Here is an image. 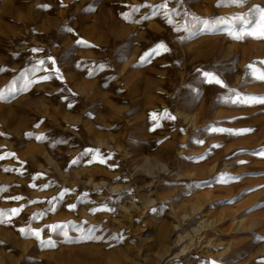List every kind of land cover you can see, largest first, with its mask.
Wrapping results in <instances>:
<instances>
[{
	"label": "rangeland",
	"instance_id": "obj_1",
	"mask_svg": "<svg viewBox=\"0 0 264 264\" xmlns=\"http://www.w3.org/2000/svg\"><path fill=\"white\" fill-rule=\"evenodd\" d=\"M165 2L0 0V264H264V39L236 19L264 0Z\"/></svg>",
	"mask_w": 264,
	"mask_h": 264
},
{
	"label": "snow or ice",
	"instance_id": "obj_2",
	"mask_svg": "<svg viewBox=\"0 0 264 264\" xmlns=\"http://www.w3.org/2000/svg\"><path fill=\"white\" fill-rule=\"evenodd\" d=\"M61 3H62V0H61ZM248 3H249V0H226V2H225V0H218V3H217L216 6L217 7H222V6L243 7V6L247 5ZM40 7L43 8V9H47V8H50V5H46L45 4V5H41ZM148 7H160L162 9H167V0H166L165 4H162L160 6H151V5H149ZM249 13L251 15V18L250 17H245V16H239V17H236V19L239 20L246 27L247 26H253V27H251L250 31L245 33L246 35H250V36H253L254 38H258V39H264V7H262L260 5H253L251 8H249ZM153 14L155 15V13H153ZM165 15H167V12H165ZM125 18H127V17H125ZM168 22L171 23V20H169ZM220 22H223V21H220ZM200 23L202 24V26L204 27L205 30H210L213 27L212 23L209 20H202V21H200ZM66 30L68 32H73L74 31L70 26H68ZM234 38L241 39V38H243V36L242 35H236ZM76 43L77 44H84V45L87 44V42L83 41L82 39H78L76 41ZM161 48L163 49L164 52L169 51V49L167 48L166 45L158 44L155 47H153L150 52H147V53H145L144 55L141 56V58H140L141 62L147 63V62H149V60H150V58L152 56L160 55L161 54V52H160ZM32 51L33 52H39V51H41V49H32ZM48 60L50 61V63L52 65H54L56 63L55 60L52 57H49ZM260 63L264 64V61H262ZM40 64L43 65L44 61H40ZM77 67H80V65H77ZM248 68L252 71L253 76H254L255 79H258L260 81H264V71H260L259 69L253 68L252 65H249ZM55 71L57 73H59L58 69H55ZM257 72H260V74L256 75ZM87 74L89 76H91L93 73H92V71H89ZM203 75H204L206 81L209 84L215 83V84L220 85L221 87L224 86L223 81H221L214 74L205 72ZM49 78L50 77H47V76L43 77L44 80H47ZM60 78L61 77L59 75H57V79H60ZM0 99H3V95L2 94H0ZM65 100H67V97H65ZM249 101L251 103L264 104V97H257V96L246 97L245 98V102H249ZM67 106L69 108L73 107V105L71 103H68ZM151 119L154 122L157 121L158 115L156 113L151 114ZM168 119L175 120V117L169 115ZM35 126L39 127V122ZM160 126L161 125L159 123H155L154 126L150 130L151 131H155L156 128H158ZM210 131L232 134L236 130L224 129V128H214L213 127V128L210 129ZM250 131H253V130L252 129L242 130V132H250ZM3 135H5V134L4 133H0V136H3ZM26 135H28L30 138H34V139H36L38 141H43L45 139V137L42 136V135L41 136H35V137H32L31 133L26 134ZM197 143H203V141H197ZM213 147H217V146H213ZM253 154L254 155H258L261 158H264V148H261L259 151L254 152ZM96 155H100L101 158L98 161L100 163H106V160L111 158V154H104L99 149L93 150L91 148H88V149L84 150V152L81 154V157L79 159L71 160L70 164L77 165L78 163H80V161L84 160V157H86V156L95 157ZM14 157H15V153H0V160H4V159H8V158H14ZM92 162H96V161L94 159L85 161V163H88V164H90ZM21 163H23V162H21ZM240 163L243 164V163H246V161H240ZM4 171H11V170L5 168ZM232 179H238V178H232ZM32 187H36V186L32 185ZM44 187L47 188L48 185H45ZM0 191H3V189L0 188ZM68 191H69L68 189H65L63 192H61L59 198L62 199L63 196ZM11 199L12 200H20V199H23V198L22 197H18V196H14V197H11ZM69 208L70 209H75L76 205L75 204L69 205ZM100 210L111 211L112 209L107 208L106 206H101V207H98V208L90 209V211L93 212V213H95L96 211H100ZM20 211H22V208H13V209L10 210L11 214H19ZM3 222H4L3 221V212L0 211V223H3ZM49 227L52 228L53 231H55L58 226H49ZM19 232L21 233L22 236H25V237H28L29 235L34 236L41 246H46V247H52L53 246V243H52L51 239H49L46 242L45 240H43L41 238V233L43 232V229H31V230H28L26 232L25 228H20ZM85 238L90 239L91 237H85ZM0 243H2V242H0Z\"/></svg>",
	"mask_w": 264,
	"mask_h": 264
},
{
	"label": "bare ground",
	"instance_id": "obj_3",
	"mask_svg": "<svg viewBox=\"0 0 264 264\" xmlns=\"http://www.w3.org/2000/svg\"><path fill=\"white\" fill-rule=\"evenodd\" d=\"M175 258V257H174Z\"/></svg>",
	"mask_w": 264,
	"mask_h": 264
}]
</instances>
